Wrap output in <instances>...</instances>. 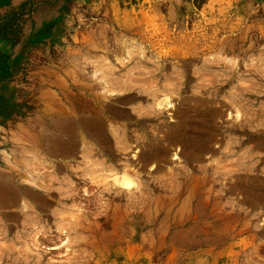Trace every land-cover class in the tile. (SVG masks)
Returning <instances> with one entry per match:
<instances>
[{
	"label": "rangeland",
	"instance_id": "rangeland-1",
	"mask_svg": "<svg viewBox=\"0 0 264 264\" xmlns=\"http://www.w3.org/2000/svg\"><path fill=\"white\" fill-rule=\"evenodd\" d=\"M12 13L0 38V264H264V0H0V19ZM151 88L169 93L176 121L146 111ZM194 107L206 118L190 129ZM55 117L69 152L45 143L46 161L33 121ZM123 169L130 192L112 181Z\"/></svg>",
	"mask_w": 264,
	"mask_h": 264
},
{
	"label": "bare ground",
	"instance_id": "bare-ground-1",
	"mask_svg": "<svg viewBox=\"0 0 264 264\" xmlns=\"http://www.w3.org/2000/svg\"><path fill=\"white\" fill-rule=\"evenodd\" d=\"M175 51V49H174ZM155 87V86H154ZM158 90L157 88H151V94L153 95V98H154V102L150 103V105H148L146 111L148 113H155L157 115H164L165 117L169 118L171 121V119H174L173 117H171V114H173V111L176 110L177 108V105L175 103H173L172 101V98L168 95L169 93L166 91V90H161V92H164L161 96H159L158 94L155 93V91ZM110 111H112L113 114H116V115H124L125 113L122 112V111H118V110H113L111 109ZM203 110L202 109H199V108H195L192 109V110H189L187 112V115H188V118H187V122H188V125L190 127V129L194 128V125L196 123V120H198L199 118L200 119H205L206 118V114H202ZM161 115V116H162ZM124 117V116H123ZM239 117V116H238ZM237 118V117H235ZM59 120V119H58ZM176 121V119H174ZM65 121V119H64ZM181 122V121H180ZM68 122L66 121V124ZM59 124L61 125V122L60 123H57V125L59 126ZM100 122L98 119H94L92 115H83L79 121V126L84 130L86 131L87 133H89L88 135H94V137L96 138L97 141L100 140V143L101 145H107V142H108V138H107V134L105 132V130L103 128H101V126H99ZM64 126V125H63ZM65 127V126H64ZM200 127V125H199ZM59 129V128H58ZM55 128V125H54V129L51 128L49 129L50 130V134L49 136H56V137H59L61 138L59 135V132L61 133L60 129L58 130ZM72 129V128H71ZM53 130H57L56 132L53 131ZM74 131V130H73ZM72 131V132H73ZM188 131V130H187ZM69 132V131H67ZM70 132V135L69 136H72L73 133ZM197 134V133H196ZM177 135V134H176ZM175 135V136H176ZM181 135V134H180ZM201 135V134H200ZM180 137V136H179ZM49 139V138H48ZM198 139V138H197ZM196 139V141H197ZM127 137L125 136H121L120 137V140L117 141V144L122 147V148H126L127 147V142H126ZM175 141V140H174ZM195 141V140H194ZM73 142H74V137H73ZM200 142V141H199ZM198 143V142H197ZM202 143H204L202 141ZM201 144V143H200ZM67 147V146H66ZM201 149H202V145L200 146ZM196 149V148H195ZM199 150V149H198ZM88 152H90V149H87L86 150ZM151 154V152H150ZM133 156H137L138 158H141L140 156H142L143 160L144 161H148L150 159V155L149 154H142L141 153L139 154V151L135 150ZM179 156L174 154V159H177ZM152 158V157H151ZM135 168V167H134ZM137 173V171H136ZM112 177V181L113 183H115L116 185V188H120L121 190H123L124 192L127 191V192H130L133 187H135L136 185V181H134V178H135V175L132 174L130 171L126 170V169H123L121 170L119 173L118 172H113V174L111 175ZM188 180H189V175H187V179H186V182L188 183ZM260 187V186H259ZM189 188H186V191H188ZM180 191V190H178ZM185 191V192H186ZM191 191V190H190ZM18 192L19 191H16V190H6L4 196L6 197V199H10V201H14L16 200L17 196H18ZM116 193H118V191L116 190ZM177 193V192H176ZM182 191L178 192V196H181ZM177 197V196H176ZM193 197L194 195L190 193H188L185 197H184V200H185V203L187 205H189V210L187 212L186 210V213H187V216L188 217V220H191V218L193 217V213L191 212L192 210V207H191V203L193 201ZM194 203V202H193ZM130 204V203H129ZM194 205V204H193ZM133 206V205H132ZM184 206V205H183ZM149 207V206H148ZM186 207V206H185ZM133 208H136L135 205L133 206ZM144 209V208H142ZM182 209V208H181ZM129 211L127 210H121L118 214H121V216H124L126 214H128ZM144 213V212H143ZM132 214V213H131ZM112 215L110 213V207L109 205L107 204L106 206V211H105V215L102 217V222L105 224V225H108L111 220H112ZM122 220L124 221V217L122 218ZM188 220L187 218L184 219V223L187 224L188 223ZM263 221H264V218H263ZM119 222V221H118ZM130 222V221H129ZM135 222V221H134ZM151 221H149L147 224H150ZM83 223V222H82ZM85 223V222H84ZM139 224H144L145 225V221H139L138 222ZM181 223V222H180ZM183 225V224H182ZM124 226V225H122ZM129 226V225H128ZM115 229V228H114ZM129 229V227H128ZM85 230V229H84ZM97 230V229H96ZM132 230V229H131ZM102 231V230H100ZM136 231V230H135ZM146 231V230H145ZM150 231V230H149ZM143 232V231H142ZM142 232H139L136 234V236H138V238H140L142 236ZM147 232V231H146ZM127 233V232H126ZM148 233V232H147ZM150 233H152L150 231ZM145 232H143V235L145 236ZM120 235V234H119ZM108 236V235H107ZM121 236V235H120ZM130 236V235H129ZM116 237V235H115ZM132 237V236H131ZM134 237V236H133Z\"/></svg>",
	"mask_w": 264,
	"mask_h": 264
},
{
	"label": "crops",
	"instance_id": "crops-1",
	"mask_svg": "<svg viewBox=\"0 0 264 264\" xmlns=\"http://www.w3.org/2000/svg\"><path fill=\"white\" fill-rule=\"evenodd\" d=\"M47 88V86L45 85V84H43V88ZM50 88H53V87H51V86H49ZM60 121H59V120ZM64 119H65V121H64ZM61 122V125L59 124V126L57 125V123H60ZM52 123L55 125V128L56 129H60V131H64L65 132V130H67V124H66V117H64V118H62V120H61V118H54L53 119V121H51V123H50V125H52ZM49 125V126H50ZM65 127H64V126ZM49 126L47 127V125H45V124H42V125H40V122H38V121H33V127H34V130H35V133H36V135H38L39 136V134H42V137H43V142H42V145H43V149L41 150V151H37V153H39V155H42V154H44V159L46 160V161H49L48 159H47V157L49 156L48 154H47V152H46V150H45V143H46V145H47V149H48V152H50V153H53L54 155H56V156H53V157H56V158H60V156L61 155H63V154H67V152H69V151H67V148H66V141H65V139H62V138H59V137H56V136H49L48 135V137H47V129L49 128ZM58 129V130H59ZM65 134V133H64ZM60 136V135H59ZM61 137V136H60ZM49 138V139H48ZM75 140V139H74ZM47 141V142H46ZM52 146V148H50ZM46 155H48V156H46ZM42 157H43V155H42ZM51 162V161H50Z\"/></svg>",
	"mask_w": 264,
	"mask_h": 264
},
{
	"label": "trees",
	"instance_id": "trees-1",
	"mask_svg": "<svg viewBox=\"0 0 264 264\" xmlns=\"http://www.w3.org/2000/svg\"><path fill=\"white\" fill-rule=\"evenodd\" d=\"M14 13L10 14V15H6L4 18L0 19V38H3L7 33V30L10 29V23L11 20L10 19H13L14 16H11L13 15ZM12 17V18H10ZM2 60V57L0 56V62Z\"/></svg>",
	"mask_w": 264,
	"mask_h": 264
}]
</instances>
